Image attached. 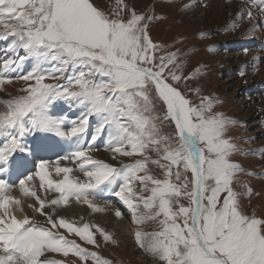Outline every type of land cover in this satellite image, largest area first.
I'll list each match as a JSON object with an SVG mask.
<instances>
[{
	"label": "snow or ice",
	"instance_id": "1",
	"mask_svg": "<svg viewBox=\"0 0 264 264\" xmlns=\"http://www.w3.org/2000/svg\"><path fill=\"white\" fill-rule=\"evenodd\" d=\"M250 2L264 13V0ZM116 5L109 13L93 0H0V39L11 37L8 50L25 53L4 60L0 67V86L25 82L23 95L0 100L6 108L0 112V136L5 138L0 173L9 171L14 153L30 151L22 143L26 134L51 132L74 145L54 163L42 160L18 185L0 177V264H64L41 259L45 253L112 264L60 229L94 247L96 233L115 243L111 234L96 224L77 225L46 211L73 199L93 212L104 211L95 201L105 191L128 208L133 224L158 223L156 231H135L134 239L161 264H264V219L244 214L233 188L243 169L230 159L237 148L225 134L235 121L213 112L220 101L201 96L199 104H193L174 86L181 76L165 72L169 66L180 67L177 53L155 62L160 46L151 40L148 28L159 17L128 9L125 19L123 0H116ZM247 17L252 19L253 13ZM29 59L30 70L17 72ZM197 74L199 69L193 75ZM58 100L83 109L67 128L63 119L49 115V106ZM157 104L164 109L162 116L156 114ZM92 116L99 119L90 129ZM161 120L174 125L172 134H161L157 124ZM105 131V150L112 159H141L121 167L94 159L90 153ZM62 161L74 167L61 166ZM149 164L163 171V179L150 174ZM53 172L61 178L52 179ZM34 180L39 181L38 188ZM14 187L35 201L27 207L46 217L48 226L34 223L27 214L17 217L15 211L24 208L12 194ZM53 192L59 195L48 199ZM182 199L188 200L187 206ZM114 215L120 218L122 213L116 210Z\"/></svg>",
	"mask_w": 264,
	"mask_h": 264
},
{
	"label": "rangeland",
	"instance_id": "2",
	"mask_svg": "<svg viewBox=\"0 0 264 264\" xmlns=\"http://www.w3.org/2000/svg\"><path fill=\"white\" fill-rule=\"evenodd\" d=\"M179 1L123 0L126 8L122 16L127 19L129 15L128 9H133L137 14L159 17V19L151 21L148 28L151 40L160 46L154 53L157 58L155 62L159 63L160 56H165L172 52L177 53L176 63L180 67L175 68V66H169V69L165 72V75H167L169 70H173L177 75L181 76V80L176 82L174 86L192 101L193 104H199L201 96H208L213 100L220 101V103L214 106L213 112L222 113L225 118L235 121L234 124L229 125L225 134L237 148V151L232 154L230 159L239 164L243 169L242 172L237 173L233 188L238 193L241 211L246 215H255L258 218L264 219V146H262L263 137L258 132V125L254 124L257 117L254 113L256 112V107H258L256 114L260 113L259 115L261 116L263 113L261 107L257 105L259 101L257 97H253L256 99L255 103H257L253 106V110L247 107L246 104H241L246 95H244L247 86L246 80L242 76H239L242 74L236 68L232 70L233 73H236L235 77L234 74L229 76L225 75L223 68H227L226 64L217 65L216 58L212 56L214 53L209 50L216 39L217 31L215 26L201 30L198 26V21L194 19L195 17L192 20L185 21L180 19ZM93 3L109 13L117 6L116 0H93ZM2 31L3 29L0 28V32ZM11 39V37L7 40L0 39V45H9ZM17 51L18 53L25 54L23 49H18ZM197 69H199V74L193 75ZM251 74L254 73L252 72ZM188 76H192V78L184 79V77ZM169 82L171 83V81ZM46 83L56 82L48 80ZM24 87L25 82L18 80H13L12 83L0 86V89H2L0 90V95H2L0 100L12 99L21 94L23 95L24 93L20 89ZM196 89H199V93L195 91ZM257 94V91L249 93L251 96H256ZM4 111H6L5 106L0 104V112ZM163 111L162 105L157 104L156 114L162 116ZM157 124L163 135H169L174 132V125L168 121H157ZM101 146L103 147L104 143H101ZM148 155L153 159L158 158L154 152H149ZM137 159H141V157H125L121 165L133 163ZM148 170L155 178L163 179V171L158 166L149 164ZM187 175L190 180L191 174L187 173ZM248 189H251L250 195L247 194ZM136 191H139V187ZM142 194L148 195L147 192ZM181 203L187 206L188 200L182 199ZM173 206L175 207V204ZM61 208H65V206H60L58 209L61 210ZM70 221L75 222L77 225L85 222L90 225L92 224L84 214L81 221L77 219H71ZM33 222L48 226L46 221L35 220ZM147 222L148 226L142 224L139 225L140 228H146L149 231L158 230L159 225L157 222L146 221L145 223ZM93 231L95 230L93 229ZM60 232L69 239L76 240L81 247L86 248L88 251L97 252L99 256L110 260L112 264H147L144 261H140L138 256H136L138 252L133 246L135 240L133 242V240L128 239L125 244L117 240H115V243L105 242L99 233H96L95 238L98 247H94L93 245L85 244L74 234L68 236L67 232L63 229H60ZM44 258L61 260L64 261V264H92L91 260L81 262L78 257L69 255L66 258L58 253H45V257L41 259ZM152 264H161V262L157 260Z\"/></svg>",
	"mask_w": 264,
	"mask_h": 264
},
{
	"label": "bare ground",
	"instance_id": "3",
	"mask_svg": "<svg viewBox=\"0 0 264 264\" xmlns=\"http://www.w3.org/2000/svg\"><path fill=\"white\" fill-rule=\"evenodd\" d=\"M179 5L180 19L185 21L192 20L195 17L194 19L198 21V26L201 30L215 26L217 31L216 39L214 44L211 47L209 46L214 53L212 56L216 58L217 65L226 64L227 68H223L225 75L229 76L234 74L235 77L236 73H233L232 70L236 68L242 74L239 76H242L246 80L247 86L244 92V95H246L241 104H246L247 107L253 110V106L257 104L255 103V98L257 97L259 101L257 105L261 107L263 113L261 116L259 115L260 113L256 114L258 112V107H256V112L254 113L257 117L255 116L256 122H253L255 125H258V132L263 137L262 146H264V123H261L264 122V13L260 12L259 6H253L250 0H180ZM249 11L253 13L252 19H248L247 17ZM234 25L238 26L234 27ZM7 48L8 45H0V67L3 66L2 62L4 60L10 58L17 59L18 55H25L20 52L18 53V51L15 53L11 52ZM32 63L33 61L31 59L25 61L23 70L17 69V72L30 70ZM252 72L254 74H251ZM10 75L15 76L16 73H10ZM252 91H257L258 94L256 96L249 95ZM0 98H2V95H0ZM57 103L61 105V108L57 107V104L49 107V115L53 117L61 112L75 120L83 111L82 107L74 102L70 103L62 100L57 101ZM98 119L96 116L90 118V129L96 126ZM106 139L107 132L105 131L104 136L96 141V148L90 154L94 159L102 160L115 167H121V163L125 160V157H118L115 160L112 159L113 154L105 150L104 142ZM101 143H104L103 147ZM61 166H69V162L62 161ZM76 175L82 176L79 172H76ZM0 177L4 178V176ZM60 178L54 172L52 173V179L58 180ZM18 182L15 185H18ZM32 183L38 188V180H34ZM105 192L95 201L96 204L105 209L101 212H93L86 205L82 203L78 204L74 199L70 200L69 204L65 208H61V210L58 209L59 207H55L53 211V208L50 207L46 211L54 216H62L69 220L77 219L80 221L84 214L92 224L103 228L107 233L111 234L114 240L124 244L128 239L134 242V232L137 230L152 232V230L149 231L146 228H140V226L133 224L131 213L122 201L119 200L121 204L118 205V208L113 206L107 201ZM12 194L23 201L22 207L24 208V212L15 211L18 218H22L24 214H27L33 218V221H46V217L40 216L39 213L27 207L29 203L35 204V201L31 198L26 199L22 197L18 191V187L13 188ZM40 195L44 197L45 194L40 193ZM58 195L54 192L48 193L47 198H56ZM116 210L121 211L122 216L120 218L114 215ZM141 211H143L142 208ZM144 224L148 226V222ZM133 246L138 252L136 256H138L140 261H144L147 264H152L157 261L140 249L135 242Z\"/></svg>",
	"mask_w": 264,
	"mask_h": 264
}]
</instances>
